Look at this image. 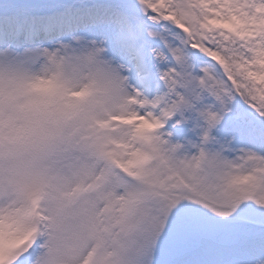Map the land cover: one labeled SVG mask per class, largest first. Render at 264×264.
Returning a JSON list of instances; mask_svg holds the SVG:
<instances>
[{
  "label": "snow or ice",
  "instance_id": "snow-or-ice-1",
  "mask_svg": "<svg viewBox=\"0 0 264 264\" xmlns=\"http://www.w3.org/2000/svg\"><path fill=\"white\" fill-rule=\"evenodd\" d=\"M0 264H264V0H0Z\"/></svg>",
  "mask_w": 264,
  "mask_h": 264
}]
</instances>
